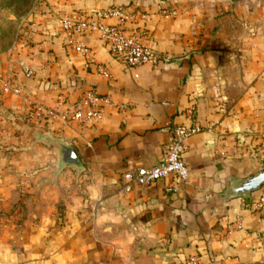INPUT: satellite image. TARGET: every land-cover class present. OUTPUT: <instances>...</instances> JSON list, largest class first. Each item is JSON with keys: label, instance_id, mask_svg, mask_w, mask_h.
Instances as JSON below:
<instances>
[{"label": "crops", "instance_id": "1", "mask_svg": "<svg viewBox=\"0 0 264 264\" xmlns=\"http://www.w3.org/2000/svg\"><path fill=\"white\" fill-rule=\"evenodd\" d=\"M113 8L146 14L137 26L168 61L125 66L97 33L77 35L89 53L74 52L61 21ZM262 12L232 0H0V79L21 88L0 92V264H183L195 254L264 264V216L248 206L260 192H230L264 164ZM89 90L114 105L97 123L35 113ZM195 124L204 132L185 143L186 183L125 190L127 173L162 161L172 127ZM49 133L74 147L83 171L58 168L40 139Z\"/></svg>", "mask_w": 264, "mask_h": 264}, {"label": "built area", "instance_id": "2", "mask_svg": "<svg viewBox=\"0 0 264 264\" xmlns=\"http://www.w3.org/2000/svg\"><path fill=\"white\" fill-rule=\"evenodd\" d=\"M159 15L165 19L176 18L179 12L175 8L159 9ZM117 20L115 24H107L108 19ZM149 17L143 13L127 14L120 8L107 10H97L86 14L66 18L61 21L63 30L67 34V40L72 50L76 53L87 55L89 49L84 42L77 41V35H88L97 33L102 43L107 47L111 56L120 64L131 68L142 66H156L161 61H168L155 49L146 43L147 32L145 26H137L139 22L147 23ZM129 24H136L134 28H129ZM101 73L109 77L108 72L99 67ZM28 77H32V71L26 72ZM0 92L2 95L20 94L21 88L15 78L6 80L0 79ZM114 106L109 98L98 95L95 91H87L80 101L69 103L68 94L59 96L58 106L54 109H47L41 105L35 107L38 116L51 120L58 119L64 124L74 122L80 127H86L99 122L102 119V107ZM115 107L119 110H126V106ZM204 129L200 125L174 126L171 129L172 139L166 145L162 161L152 167H139L125 175L127 184L125 190L130 191L133 186H152L165 179H172L179 183H186L189 179V170L183 159L185 143L191 137L203 133ZM227 136V134H223ZM259 196L254 197L249 203V209L264 216V187L258 191ZM257 193V192H256ZM232 230L227 232L230 235ZM217 257H213L209 264H216ZM183 264H202L201 254L188 256Z\"/></svg>", "mask_w": 264, "mask_h": 264}, {"label": "water", "instance_id": "3", "mask_svg": "<svg viewBox=\"0 0 264 264\" xmlns=\"http://www.w3.org/2000/svg\"><path fill=\"white\" fill-rule=\"evenodd\" d=\"M47 144L53 145L58 153V168L60 170L70 167L77 171H83L84 165L79 154L73 146L55 137L53 134H45L40 137ZM264 187V170L256 175L239 179L231 184L232 198H245L260 191Z\"/></svg>", "mask_w": 264, "mask_h": 264}, {"label": "rangeland", "instance_id": "4", "mask_svg": "<svg viewBox=\"0 0 264 264\" xmlns=\"http://www.w3.org/2000/svg\"><path fill=\"white\" fill-rule=\"evenodd\" d=\"M234 2H242V3H246L247 5H250L252 8H258L259 10H262L264 15V0H232ZM262 170H264V164L263 166L260 168V170H258L256 174H258L259 172H261Z\"/></svg>", "mask_w": 264, "mask_h": 264}]
</instances>
